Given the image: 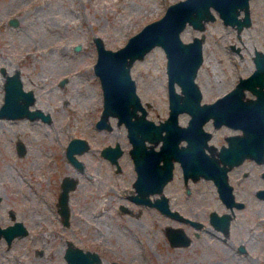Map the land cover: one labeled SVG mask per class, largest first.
I'll return each instance as SVG.
<instances>
[{"label":"rangeland","instance_id":"obj_1","mask_svg":"<svg viewBox=\"0 0 264 264\" xmlns=\"http://www.w3.org/2000/svg\"><path fill=\"white\" fill-rule=\"evenodd\" d=\"M171 1L0 0V103L4 92L1 67L6 72L19 68L24 87L34 89L31 106L50 113L49 119L0 116L1 205L22 208L31 202L36 215L31 224L39 230L43 222L45 228L39 232L48 236L49 244L71 238L103 253L100 264H108L111 258L125 264H264V221H259L264 199L255 198L252 191L255 183H262L260 179L252 174L257 181L246 184L251 189L242 194L249 204L238 210L229 236L237 241L252 225L249 253H234L227 241L209 231L201 232L188 245L173 246L165 233L172 219L154 207L125 198L123 190L129 191L134 176L125 125L117 124L114 115H110L111 128L95 125L103 95L93 69L97 55L93 35H100L107 46L115 48L145 22L161 15ZM249 5L252 22L243 27L240 36L215 10L216 17L206 22L204 58L195 76L202 90L201 100L221 94L240 74L249 73L254 67V48L264 50V0H250ZM11 16L17 19L16 24L10 21ZM197 33L200 30L187 23L181 36L190 39ZM76 44L80 46L76 48ZM130 70L141 100L150 102L147 114L154 119L166 116L163 47L154 45L142 58L134 60ZM178 117L185 123L189 113L180 111ZM231 130L222 126L216 131L217 138ZM74 135L86 137L89 143L87 149L76 154L84 162L83 171L75 168L65 153L68 139ZM17 140L24 143L22 153L17 151ZM115 141L124 148L119 172L100 152L104 144ZM65 174L76 178L75 186L69 190L68 224L61 223L56 205ZM190 186L193 209L206 214L209 208L219 207L212 181L198 179ZM181 187L177 170L166 190L180 194ZM124 201L126 210L119 207ZM17 248L24 251L23 242H18ZM48 253H54L49 264L62 261L60 251L50 247Z\"/></svg>","mask_w":264,"mask_h":264},{"label":"water","instance_id":"obj_2","mask_svg":"<svg viewBox=\"0 0 264 264\" xmlns=\"http://www.w3.org/2000/svg\"><path fill=\"white\" fill-rule=\"evenodd\" d=\"M249 2L250 0H173L166 5L161 15L145 22L123 44L115 48L107 46L100 35H93L97 49L93 69L99 76L103 95L96 125L111 127L109 116L114 115L117 123L124 122L127 126L131 141L129 151L137 169L134 179L137 194L133 195L137 200L152 202L148 193L162 191L163 184L171 177L172 160L175 157L180 159L185 177L189 174L194 178L200 174L211 177L222 198L230 204L238 202L234 200L232 186L227 180L226 167L220 166V170H214L212 164L205 159L208 152L203 146L209 132L203 128L202 123L210 115L214 117L215 124L226 122L242 129V132L227 135L228 144H223L219 149L224 161L233 164L244 156H252L258 160L264 158V50L255 47L252 53V71L247 75H240L234 86L213 101L201 102L202 91L195 79L204 58L206 22L216 17V11L225 24L236 28V33L240 36L243 27L252 22ZM10 21L17 23L14 16L10 17ZM187 23L199 29L200 33L194 34L190 39H183L181 31ZM154 45H161L165 51L168 82L169 110L159 122L146 115L147 109L141 102L130 70L134 60L142 58ZM79 46L76 44V48ZM1 71L4 74V92L0 116L34 118L40 115L49 118L48 112L31 106L35 99L34 89L24 87L19 68L6 72L2 66ZM175 81L180 85V91L175 88ZM245 87L253 95L246 96ZM183 110L190 114L186 124L178 121V114ZM182 137L187 140L185 144L178 143ZM159 139L162 142L157 149L154 144ZM16 146L19 153L25 149L21 140H17ZM88 146L86 137L71 136L66 145V154L70 160L78 163L75 152ZM121 151L118 141L102 148V152L112 160H117ZM160 159L162 161L159 163ZM75 184L76 178L70 175L66 174L61 179L58 203L66 223L69 221V190ZM161 208L168 210L167 207ZM210 216L217 227L228 230L229 213L217 214L212 210ZM177 230L182 236L176 232L175 227L166 226L165 232L170 242L188 243L186 234L180 228ZM177 234L179 239H175ZM65 253L70 264H94L95 260H100L98 250L84 249L80 245L70 244Z\"/></svg>","mask_w":264,"mask_h":264},{"label":"flooded vegetation","instance_id":"obj_3","mask_svg":"<svg viewBox=\"0 0 264 264\" xmlns=\"http://www.w3.org/2000/svg\"><path fill=\"white\" fill-rule=\"evenodd\" d=\"M247 74H245V75H247ZM240 75L238 76V79H239ZM238 79L234 82L233 85H231L229 88H227V90H225L221 94L215 95L213 98H211L209 100H201V102L215 100L218 96L222 95L223 93L228 91L232 86H234L235 83L238 81ZM174 84H175V88L180 91V85L178 84V82L175 81ZM176 84H178L179 88H177ZM244 91H245L246 96L253 95V93L251 92V90L248 87H245ZM247 91H249L250 94L247 93ZM167 95H168V82H167ZM141 102H142V104L145 105V107L147 109V106L150 104V102L149 101L144 102L142 100H141ZM102 103H103V98H102ZM168 110H169V105H168ZM183 111H185V110H183ZM44 112H48V111H44ZM147 113H148V109H147ZM48 115L50 118V113ZM146 115L148 117H151L148 114H146ZM189 116H190V114H189ZM37 117H41L42 119H49V118H43L40 115ZM165 117L166 116H164L163 118H160V119H154L153 117H151V118H153L155 120V122H159L161 119H164ZM109 120H110V116H109ZM178 121H179V117H178ZM187 121H188V119H187ZM187 121L185 123H182L180 121L179 122L181 124H186ZM110 123H111V121H110ZM116 123H117V121H116ZM117 124H120V123H117ZM123 124L125 125L124 122H123ZM95 125H96V121H95ZM202 126L206 131L209 132V134L206 138V142L203 146V149L206 152H208L205 159L208 160L212 164V165L211 164L210 165L214 167V170L215 169L220 170L221 169L220 166L226 167V176H227L228 182L232 186V192L234 194V200L238 201L240 203L232 202L233 204H230L226 201V199L222 198L219 194L217 184L215 183V181L211 177H206L203 174L198 175V177H196V178H194L192 176V174H189V175H187V177H185L183 165L181 164L180 159L175 158V157L172 160L171 177L163 184L162 191L156 190V191L148 193V196L152 202H145V201L137 200L136 198L133 197L134 194H137V189L134 185V179L137 175V169L135 167V162H134V159H133L129 149H128V151H129V154L132 158L131 168L134 172V176L132 178V187L129 188V191H128V189L123 190L125 198L127 200L135 203V204H138V205L154 207L157 210H159L160 212L168 215L173 221L172 224H168V225L175 227L176 232L178 234H180V232L177 229L180 228L182 230V233L186 234L185 236H187L189 239L188 243H185V244H172L170 242V239L167 237L169 240V243L173 246L182 247V246L188 245L193 241V239L198 238L201 235V232L209 231V232H212L215 235H217V237L220 240H222L224 242L227 241L228 245L230 246L231 250L234 253H249V249L251 248V246L249 244V240L252 238L251 236L254 232L252 225L249 226L248 229H246L247 233H245V235H242L240 237V239H238L237 241L230 240L229 236H230V232L232 230V221H233V219L236 218L238 210L245 208L247 206V204H249L248 198L244 194H242V193H245L246 191H248V189H251V187L249 186V188H248L246 184L252 183L253 181H257V179H260L262 181V183L258 184V185H256V183H255V185L252 188V191H253L255 198L264 199V194H263V192H264V158L262 160H258L252 156H244L239 162L229 164L228 161L226 162L221 158V156L219 154V149L221 148V146L223 144H225V145L228 144L227 135L242 132L241 127L240 126H233V125L226 123V122H221L220 124H215L214 117L212 115L208 116L203 121ZM222 126H227V127L231 128L232 130L223 133L222 137L217 138L216 131L219 128H221ZM102 127L109 129L112 127V123H111V127H107V126H102ZM125 127H126V133H127V126L125 125ZM127 136H128V134H127ZM128 139H129V137H128ZM115 142L104 144L100 148V152L103 155V157H105L109 161V163L112 164L114 171L119 172L123 168V162L119 159L122 152H124V148L121 146V144L119 143L121 148H122V151L117 155V157H116L117 160H112L110 156H108L102 152V148L105 145L115 144ZM161 142H162V139H159L157 141V143L154 144V147L158 149L160 147ZM186 142H187L186 138L182 137V138H180L178 143L179 144H185ZM16 148H17V146H16ZM84 150H82V151H84ZM82 151H76L75 154L81 153ZM65 153H66V147H65ZM66 156H67V154H66ZM67 158L70 160V158L68 156H67ZM77 158H78V163H75L72 160H70V161L73 163L75 168L83 171L84 166H85L84 162L80 157L77 156ZM158 161L160 163L162 161V159H160ZM153 165L155 166L156 163H154ZM177 170H180L181 182H182L180 194L173 191V190L172 191L166 190L167 184L174 178ZM252 174L255 177H257V179H253L251 177ZM248 177L250 178L251 181L249 180L250 182H247V181L244 182L243 180L248 178ZM198 179H207V180L212 181L214 186H215V189H216L217 198L219 199V207L209 208L207 210L206 214L199 212V209H197V208L193 209V205H192L191 200H190L191 193H192V188L190 186V182L196 181ZM60 186H61V181H60ZM58 195H59V192H58ZM68 198H69V195H68ZM1 200H2V194L0 193V264H49L50 257L52 258L53 257L52 254H54V253H48L50 247H51L52 251H55V252L60 251L62 261L58 264H70L68 257H67V253H65V251L70 244H73V245L74 244L80 245V244H77L73 239L68 238V237H66L65 239L61 238L62 240L60 239V240H57L56 242H54L52 244H49L48 236H45L42 232H39L45 228L44 226L41 225V224H43V222L39 223V230L34 229L32 224H31L34 216H36L33 212V207H32L33 205L31 204V202L30 203L28 202L22 208H18L15 205H7L6 207H3L1 205ZM56 205H57V211H58L57 215L59 216L61 223L68 224L69 221H68V223L64 222L63 215L59 210L58 196H57ZM68 207H69V204H68ZM119 207L121 209H124V210L128 209L127 201L119 203ZM161 207H167L168 210L165 211ZM212 210H214L217 214H222L224 212L229 213V215H230L229 228L227 231H225L222 228L217 227L214 224V222L211 220L210 213ZM69 217H70V209H69L68 219H69ZM259 221H264V212L263 211H262V213L259 214ZM166 226H165V228H166ZM178 234H177V236H175V239H179ZM18 242H19V244H20V242H23L24 251L18 250V248H17ZM80 246H82L84 249H86V248L96 249V248L84 247L83 245H80ZM96 250H98V249H96ZM262 253H264V250ZM69 254L74 255V253H69ZM98 255L100 257V260H95L94 264H100L102 262L103 253H98ZM114 262H119L120 264H125L121 259H117V258H111L108 260V264H114Z\"/></svg>","mask_w":264,"mask_h":264}]
</instances>
